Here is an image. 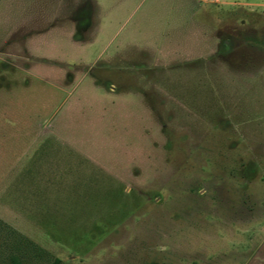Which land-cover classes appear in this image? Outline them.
Here are the masks:
<instances>
[{"label":"rangeland","instance_id":"obj_1","mask_svg":"<svg viewBox=\"0 0 264 264\" xmlns=\"http://www.w3.org/2000/svg\"><path fill=\"white\" fill-rule=\"evenodd\" d=\"M0 264H264V0H0Z\"/></svg>","mask_w":264,"mask_h":264},{"label":"trees","instance_id":"obj_2","mask_svg":"<svg viewBox=\"0 0 264 264\" xmlns=\"http://www.w3.org/2000/svg\"><path fill=\"white\" fill-rule=\"evenodd\" d=\"M4 223L5 222L0 219V224L2 226L6 225ZM7 227L9 229V231H10V234L17 235V237L20 239L21 242H25V243L29 242L30 244H32L35 248L39 249L40 251H42V252H45L46 251L44 248H42L41 246L35 244V242L31 241L29 238H27L25 235H23L22 233H20L19 231H17L15 228H13V227H11L9 225ZM14 262L16 264H18V261L17 260H14ZM59 263H60V260H56L55 261V264H59Z\"/></svg>","mask_w":264,"mask_h":264},{"label":"crops","instance_id":"obj_3","mask_svg":"<svg viewBox=\"0 0 264 264\" xmlns=\"http://www.w3.org/2000/svg\"><path fill=\"white\" fill-rule=\"evenodd\" d=\"M32 241V240H31Z\"/></svg>","mask_w":264,"mask_h":264}]
</instances>
